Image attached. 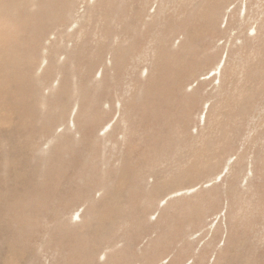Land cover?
<instances>
[{
	"label": "rangeland",
	"instance_id": "rangeland-1",
	"mask_svg": "<svg viewBox=\"0 0 264 264\" xmlns=\"http://www.w3.org/2000/svg\"><path fill=\"white\" fill-rule=\"evenodd\" d=\"M0 264H264V0H0Z\"/></svg>",
	"mask_w": 264,
	"mask_h": 264
},
{
	"label": "water",
	"instance_id": "water-1",
	"mask_svg": "<svg viewBox=\"0 0 264 264\" xmlns=\"http://www.w3.org/2000/svg\"><path fill=\"white\" fill-rule=\"evenodd\" d=\"M201 133H202V130L198 132L199 135H201Z\"/></svg>",
	"mask_w": 264,
	"mask_h": 264
}]
</instances>
